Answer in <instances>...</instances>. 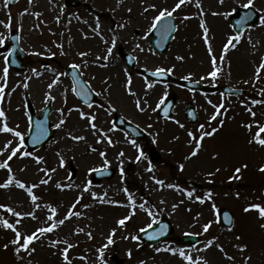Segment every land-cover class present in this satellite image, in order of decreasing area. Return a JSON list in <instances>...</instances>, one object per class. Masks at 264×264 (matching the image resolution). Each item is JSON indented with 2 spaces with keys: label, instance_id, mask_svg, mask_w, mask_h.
Returning a JSON list of instances; mask_svg holds the SVG:
<instances>
[{
  "label": "rangeland",
  "instance_id": "1",
  "mask_svg": "<svg viewBox=\"0 0 264 264\" xmlns=\"http://www.w3.org/2000/svg\"><path fill=\"white\" fill-rule=\"evenodd\" d=\"M177 2L19 0L7 6L5 0H0V21L3 22L0 23V39L6 43L9 31L18 29L20 44L35 61L18 74L6 66L4 51H0V85H4L3 69H8L0 108L5 112L9 127L21 132L24 139L29 127L26 101L32 103L37 115L50 103L49 119L56 131L48 143L36 150H28L23 145L21 151L32 155L18 153L8 161L11 173L0 169V185L7 183L9 175L13 181L8 187H0V205L22 214L16 217L0 208V218L13 224L19 219L21 222L16 225L17 229L22 234H31L39 227L63 219L70 209L73 213H80L33 241L30 247L35 251L31 255L25 251L17 255L16 246L11 244L15 233L0 225V264H65L61 253L67 244L73 245L69 249L71 264H187L178 253L164 249H184L193 257L195 264H203L204 260L207 264H246V257H251L247 264H264V228L261 227L264 219L256 210H244L250 204L264 205V171H261L262 164L259 165L264 162V146L249 142L258 131V125L264 126V92L261 91L264 89V69L260 78H256V69L264 58V26L259 24V19L264 17V0H254V8L259 13L257 23L244 30L237 46L230 47L226 53L224 44L229 36L234 35L230 15L237 7H243L247 0H224L223 4L220 0H199V8L196 0H189L173 13L177 31L169 50L162 58L155 57L146 36L151 17L163 9L171 10ZM97 20L100 35L93 31ZM202 22L209 30L207 44L200 27ZM5 24L9 26L5 27ZM120 24L125 27H118ZM113 37L116 38V46L123 45L127 51L137 55L138 67L165 65L177 76L199 74L211 78L209 73L213 70L214 55L216 67L220 69L216 80L223 79L224 83L243 88L245 94L223 96L216 93L202 98L201 103L197 101L201 104L203 128L187 123L180 108H176L171 119L156 120V124L150 126V135L160 158L158 163H150L147 152L137 149L140 147L137 141L134 149L127 137L113 128L108 112L97 106L86 110L76 105L70 94L69 81L62 71V67L68 64L79 65L99 101L109 103L114 110L130 116L131 120L140 116L145 120L138 121L151 124L150 116H155L153 110L141 113L134 106L139 100L151 108L150 104L158 97L152 96L154 92L150 87L146 88L148 82L139 76L137 68H128L115 53ZM209 45L212 55L208 51ZM108 48H112L110 55ZM222 55L223 60L220 59ZM105 56H108L106 60ZM129 78L134 89L129 87ZM49 84H52L51 88ZM48 95L54 99L46 100ZM252 100L260 103L252 104ZM221 105L220 114L216 119H210ZM249 108L255 116L248 111ZM81 112L86 114L83 118ZM90 116H95L91 123L102 131L91 127ZM61 120L64 123L56 127ZM220 121H223L222 125ZM2 123L3 118H0ZM249 124L251 129L247 127ZM217 127L212 139L205 136L200 141L197 154L190 157L201 134ZM189 132L193 135L189 136ZM71 136L84 139L73 140ZM261 138H264V133H261ZM8 140L12 141L10 147L19 144V138L13 134L0 133V149ZM101 152L105 156H101ZM121 152L123 156H119ZM141 152L143 155L138 161L136 157ZM9 154L10 151L0 154V163ZM36 157L43 159L37 163ZM105 160L109 167L115 169L113 177L91 181L90 171L105 167ZM236 168L241 171L236 173ZM44 180L48 183H42ZM157 180L163 184H157ZM17 181L24 183L25 188H19ZM232 183H236L235 188L230 187ZM86 186L88 191H84ZM28 188L37 197L35 203L28 194ZM92 193L97 194L95 198ZM129 196L135 201V215L120 226L117 221L132 212ZM140 204H144V209L139 208ZM221 206L234 211V225L230 228L222 227L217 220V209ZM51 207L57 209L55 214L50 211ZM29 212L34 213L35 218L27 215ZM161 214L172 222L174 234L196 233L201 240L196 244L180 245L172 236L156 245L143 246L131 239L137 236L140 228L154 223ZM49 216H53L51 221ZM209 223L211 226L205 232L203 226ZM112 229H116L115 242L103 251L101 258L98 249L107 243L106 238ZM213 238V245L205 248V243ZM52 241L58 243L53 246ZM243 244L248 247L241 252L237 246ZM225 254L234 259H227ZM197 257L202 259L197 261Z\"/></svg>",
  "mask_w": 264,
  "mask_h": 264
},
{
  "label": "snow or ice",
  "instance_id": "2",
  "mask_svg": "<svg viewBox=\"0 0 264 264\" xmlns=\"http://www.w3.org/2000/svg\"><path fill=\"white\" fill-rule=\"evenodd\" d=\"M10 2V0H5V4L7 5L8 3ZM189 2V0H178V2L174 5V7L169 10V9H163L161 11H159V14L156 15L154 18H153V21H152V24H151V27L149 29V31H151L152 29H155L157 28V25H158V22H161L163 21V23L161 24V35L162 36H166L167 33L172 29V25L170 23L167 22V19L166 18H171L173 16V13L181 8L182 5H184L185 3ZM220 3L223 4L224 3V0H220ZM196 6L199 8L200 7V3H199V0H196ZM150 7H155V5H150ZM244 8H253L254 7V0H247V3L243 5ZM130 11V10H129ZM147 11V9L145 10ZM202 14V13H201ZM38 15V14H37ZM214 15H219V13H214ZM185 19H188V17H185ZM248 19V16H245L244 17V21H246ZM0 23H3L2 21H0ZM259 24L260 26H264V17H261L259 19ZM9 25L8 24H5V27H8ZM118 27L120 28H123L125 27L124 24H120L118 25ZM200 27L203 29L204 31V40H205V43L207 44L208 43V36H207V33H208V28L206 27V25L202 22ZM93 31L97 34V35H100V24H99V21L97 20V25H96V28L93 29ZM242 38V33L241 34H237V35H233V36H229L228 37V40L227 42L224 44V52L226 53L227 50L231 47V48H235L237 46V44L240 42ZM249 41H251V38L249 37ZM115 42H116V38L113 37V40H112V44L113 46L115 45ZM4 43V40L3 39H0V44H3ZM208 51H209V54L212 55V48L211 46L209 45V48H208ZM107 52L108 54L110 55L111 52H112V48H108L107 49ZM80 55H86L85 53H81ZM108 58V56H105L104 59L106 60ZM180 59H183L182 57H180ZM221 60H223V55L220 57ZM216 63H217V59L216 57L213 55L212 56V68L213 70L209 73V75L213 78V79H216L220 69L216 67ZM72 67L74 68H79V65H72ZM264 69V58L261 59V63L258 65L257 69H256V78L259 79L260 78V72L261 70ZM165 71L167 72H172V69H163V68H158L156 69V71L153 73V75H160V74H163ZM7 75H8V69L7 68H4L3 69V78H4V85H0V100L3 99L4 97V93H5V85L7 83ZM184 79H187V77H184ZM53 83H56V81H53ZM128 84L130 85L131 84V79L129 78L128 80ZM148 87H152V85H147ZM24 87L27 88L28 85L27 83L24 84ZM52 87V84H49V88ZM73 91H75V89H73ZM129 91L131 92V90L129 89ZM262 92H264V89L261 90ZM134 94V93H132ZM48 99H54L53 97H51L50 95L46 96V100ZM252 104H256V103H260V101H257V100H252L251 101ZM91 106V105H89ZM136 106L139 108L140 107V101L138 100L136 102ZM223 107V105L217 107V110H216V113L213 114L210 119H216V116L220 114V108ZM248 111L253 115L255 116V112L252 111L251 108L248 109ZM81 117L83 118L86 114L84 112H81ZM0 118H3V123L0 124V133H11L13 134L15 137L19 138V144L15 147H10L12 145V141L11 140H8L5 142L4 144V147L2 149H0V154H3L5 151H10V154L7 156V159H5L2 163H0V169H7L9 173H11V168L9 166V163L8 161L12 160V158L14 156H16L18 153L22 156H28V155H32L31 153H27V152H22L21 149L23 147V135L21 134V132L19 131H16L15 129L9 127L8 123L6 122V117H5V112L2 108H0ZM95 120V116H90L89 117V121H90V124H91V127L93 129H96V125L94 123H91V121H94ZM64 123L63 120L60 121V123H58L56 125V127H60L62 124ZM221 125L223 124V121H220ZM201 128H203L204 126L201 125L200 126ZM247 127L249 129H251L252 125L249 124L247 125ZM97 131H102V130H99V129H96ZM217 131L216 128H213L211 131H208V132H203L200 136V139L196 140L195 141V147H194V150L190 153V157L191 156H195L197 154V151L198 149L200 148L201 144H200V141L203 140V138L205 136H212L215 132ZM261 133H264V126H260L258 125V131L255 133L254 137H253V140L249 141L250 143L252 142H256L262 146H264V138H261ZM71 135V134H69ZM193 134L191 132H189V136H192ZM71 138L73 140H81V139H84V137H81V136H71ZM108 143H112V141L109 139L108 140ZM131 143H133L135 145V141H131ZM101 156H105V153L101 152L100 153ZM124 153L121 152L119 153V156H123ZM143 155V153H141L140 155H138L136 157V159L139 161L141 156ZM190 157H186V158H190ZM37 163H40V161L43 159L42 157H36L35 158ZM108 161L105 160V164L104 166L107 167L108 166ZM60 164L61 166H63L64 164V161L63 159H61L60 161ZM181 168H183V165L180 166ZM246 167V165H245ZM53 171H55L53 169ZM121 171L123 172V170L121 169ZM149 171H151V166L149 167ZM218 171V170H217ZM241 171L240 168H236L235 169V172L236 173H239ZM261 171H264V167L261 168ZM211 175V174H210ZM236 178H239V177H236ZM13 181H12V177L11 175H9V179L7 181V183H5L4 185H0V187H8L9 184H11ZM18 187L21 188V189H24L25 188V184L22 183V182H19L17 181L16 182ZM42 183H45L47 184L48 181L47 180H44L42 181ZM157 184H163V181H159L157 180L156 181ZM33 187H35V185H33ZM57 187H60V185H57ZM168 187H173L172 185H168ZM28 194L31 198V200L33 201V203L36 202L37 200V197L35 195L32 194V189L31 188H28ZM84 191H88V188L87 186L85 187ZM125 191H127L125 189ZM96 193H92V196L95 198L96 197ZM189 196L192 195L191 192L188 193ZM197 199H201L200 197H197ZM128 200L130 202V204L133 205V208H132V212L130 215L128 216H125L121 219H119L117 221V224L120 225V226H124L126 221L131 219V217L133 215H135V201L132 200V197L129 196L128 197ZM79 202V198H77V203ZM112 203H117V202H113V201H110ZM203 202V201H201ZM37 207H39V205H37ZM73 207H75V205H73ZM85 207H87V205H85ZM175 207V206H174ZM215 207V206H213ZM0 208H4L8 213H11L12 215L16 216V217H21V213L19 212H16L14 211V209H12L11 207H8L6 205H0ZM139 208L140 209H144V204H140L139 205ZM245 212H248L250 210H256L258 213H259V217L261 219H264V205H261V204H257V203H254V204H250L248 205L245 209ZM50 211L55 214L57 209L55 207H51L50 208ZM150 214V213H149ZM27 215L29 216H32L33 218H35V215L34 213L32 212H29L27 213ZM72 215H76V216H79L80 213L79 212H75L73 213L71 211V209L69 210V213L68 215H66L63 219H59L56 223H51L49 224L48 226L46 227H39L37 228L35 231L31 232V234H22L16 227L17 224H19L21 221L18 219L16 221L15 224L13 223H10L7 219H3V218H0V225H2L4 228L6 229H10L12 230L14 233H15V238L11 241V244L15 245V253L17 255H19V253L21 251H25L27 252L29 255H31L32 252L35 251L34 248H31L30 245L33 243V241L35 240H38L40 238L41 235L45 234V233H50L52 232L55 228L59 227L60 225H63L65 223V220L69 219ZM53 219V216H49L48 217V220L51 221ZM210 223L209 224H205L203 226V230L205 232H207L210 228ZM149 227H151V225H149ZM262 228H264V224L261 225ZM77 231H83V229H77ZM141 231H144V229H141ZM115 232H116V229H112L111 232L109 233V235L107 236V243L105 245H103L100 249H98V252L101 254V258H102V254H103V251L109 246V245H112L114 244V235H115ZM89 238H91V233H89ZM125 239H128V237H124ZM132 240H137L138 237L137 236H132L131 237ZM237 239H240V237H237ZM214 240L215 238L213 239H210L208 240L204 247L205 248H208V247H211L214 243ZM58 243V241H52V245L55 246V244ZM65 243L67 244V242L65 241ZM5 249L8 248V245L5 244L4 245ZM73 245L71 244H67V246L62 250V257H63V260L65 261V264H71V259H70V256H69V249L72 248ZM239 248V250L241 252L245 251V249L248 247L246 244H243V245H238L237 246ZM162 249H157V251H161ZM164 250H167V251H171L173 252V254H179V256L184 260V261H187V264H195L194 260H193V257L190 255V254H186L185 250L184 249H164ZM220 250L223 251V248L220 247ZM131 253H129L130 255ZM227 259L229 260H232L234 259V257L232 256H227V254H225ZM202 258H199L197 257L196 260L197 261H200ZM251 257H246L245 258V262L247 264V261L250 260ZM203 264H207V261L204 260L203 261Z\"/></svg>",
  "mask_w": 264,
  "mask_h": 264
},
{
  "label": "water",
  "instance_id": "3",
  "mask_svg": "<svg viewBox=\"0 0 264 264\" xmlns=\"http://www.w3.org/2000/svg\"><path fill=\"white\" fill-rule=\"evenodd\" d=\"M248 16V19L244 21V17ZM256 19V14L250 10H242L239 9L238 12L235 13L232 19V25L234 30L238 33L241 29H243L248 23L254 22ZM170 32V31H169ZM159 34V32H158ZM171 36V35H170ZM11 45H12V50L9 55V61L10 65L14 68H22L24 66V61L27 59L26 54L22 51V49L19 47L18 42L15 39L11 40ZM194 85V84H193ZM224 89L232 91V89L228 87H224ZM33 124L31 129H30V134L29 138L30 140H33L32 146L38 147L42 145L46 140H48L52 135L53 131L50 130L48 131L47 125L48 121L46 118V113L44 114L43 119L35 120L33 121ZM221 214V222L225 226H229L231 223V218H232V212L229 209H221L220 210ZM152 232V233H151ZM167 225L165 221H160L159 224L149 230V233L144 236L145 240L151 241V240H156V239H161L164 238L165 235L167 234ZM151 233V234H150ZM150 235V237H149ZM153 238V239H152ZM180 242H185V241H195L196 238L190 237V236H182L179 238Z\"/></svg>",
  "mask_w": 264,
  "mask_h": 264
}]
</instances>
